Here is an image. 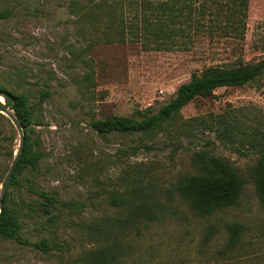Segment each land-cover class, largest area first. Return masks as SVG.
<instances>
[{
	"label": "rangeland",
	"instance_id": "374dc122",
	"mask_svg": "<svg viewBox=\"0 0 264 264\" xmlns=\"http://www.w3.org/2000/svg\"><path fill=\"white\" fill-rule=\"evenodd\" d=\"M5 1L0 0V6ZM8 2L16 5V14L0 22V82L29 93L32 102L38 101L32 94L39 90L50 92L36 109L34 125L45 155L27 176L37 190L84 208L79 213L64 210L48 231L36 221V210L23 208L22 238L34 242L49 237L59 247L45 253L26 243L0 242V264H84L82 256L97 248L118 254L115 264H225L235 255L241 261L231 264H264L255 257L264 255V208L253 179L255 150L264 148V76L256 83L219 87L212 96L195 98L181 109L179 121L156 134H98L89 125L92 118L113 114L140 119L147 107L156 110L167 102L192 73L264 57V0L248 1L237 37L211 31L205 19L206 31L193 41L181 40L178 47L143 49L138 39L129 37L98 43L87 52L86 64L77 59L85 41L74 32L67 0ZM90 67L88 86L78 85L75 80ZM221 117L234 125L226 143L207 125L218 127ZM207 140V147L226 158L246 181L235 205L198 216L175 186L193 173L192 150L206 147ZM11 162H2L1 179ZM25 184L9 188L16 202L37 197ZM126 192L133 200L163 203V219L141 235L91 238L90 224L119 212L111 196ZM232 221L241 222L244 231L239 248L230 252L225 225Z\"/></svg>",
	"mask_w": 264,
	"mask_h": 264
},
{
	"label": "trees",
	"instance_id": "16d2710c",
	"mask_svg": "<svg viewBox=\"0 0 264 264\" xmlns=\"http://www.w3.org/2000/svg\"><path fill=\"white\" fill-rule=\"evenodd\" d=\"M9 0L0 6V22L11 20L16 14V5ZM249 0H67L66 8L71 16V23L79 40L85 44L80 48L77 59L87 63L86 54L98 43L125 42L129 37L141 43L143 49H168L178 47L181 40L193 41L197 34L206 30L205 19H209V28H216L226 36L237 37L242 30L239 25L244 22ZM213 6V8H212ZM75 55V58H76ZM93 69L88 68L75 81L85 87L92 77ZM264 76V57L253 61H239L229 66L211 65L194 72L188 80L177 86L174 94L164 104L153 110L145 109L142 118L133 116L108 115L92 118L89 125L98 134L108 133H154L166 130L179 121L181 109L197 97L214 95L219 87L241 86L256 83ZM18 85L22 79H18ZM37 102H32L30 94L25 91L11 90L0 82V96L13 110L15 116L24 127V144L19 161L4 191L0 206V242L14 241L26 243L45 253L59 247L49 237L37 241L23 239L21 235L23 208L36 210L40 219L36 221L46 231L51 230L58 222L64 210L79 213L84 205L59 199L54 193L37 190L33 185L32 176L45 153L40 146V139L34 125H38L36 109L39 103L49 97L48 89L39 90ZM218 127L207 124L215 131L221 141L233 133L234 125L220 118ZM170 133V132H169ZM189 134V132H185ZM17 132L4 114L0 113V166L3 161L13 159ZM193 149L191 162L193 173L182 176L175 186L178 196L189 209L198 216H208L219 210L235 205L242 193L246 179L224 157L216 155L207 146ZM252 145V144H251ZM261 146L260 143H257ZM253 146V145H252ZM258 155L257 164L253 168V179L258 198L264 208V148L255 150ZM1 169V168H0ZM2 173L0 172V183ZM24 182H27L25 184ZM27 186L37 197L33 202H16L12 199L9 188ZM110 203L120 207L116 216L89 225L90 237L99 240L132 233L141 235L149 225L163 219L164 204L148 198L133 200L126 194H115ZM226 248L230 252L237 250L242 243L244 226L239 221L227 222ZM213 231L209 228V232ZM207 237V235H206ZM234 256V255H233ZM264 260V255H255ZM84 264H115L119 261L118 254L108 248H97L82 256ZM241 257L225 261L240 262Z\"/></svg>",
	"mask_w": 264,
	"mask_h": 264
},
{
	"label": "water",
	"instance_id": "95a60500",
	"mask_svg": "<svg viewBox=\"0 0 264 264\" xmlns=\"http://www.w3.org/2000/svg\"><path fill=\"white\" fill-rule=\"evenodd\" d=\"M0 97H2V96H0ZM0 113L4 114L5 116H7L10 119V121L12 122V124H13L16 132H17V136H18V144H17V147L14 151V156H13L12 162H11L4 178L2 179V181L0 183V206H1L4 191L6 190L8 184H9V181L13 175V172L16 168V165H17L19 158H20V155L22 153L23 144H24V127L19 122L17 117L15 116L13 110L9 109V106L5 102L4 98H3V100H1V98H0Z\"/></svg>",
	"mask_w": 264,
	"mask_h": 264
},
{
	"label": "bare ground",
	"instance_id": "6f19581e",
	"mask_svg": "<svg viewBox=\"0 0 264 264\" xmlns=\"http://www.w3.org/2000/svg\"><path fill=\"white\" fill-rule=\"evenodd\" d=\"M1 98V100H3V98L2 97H0Z\"/></svg>",
	"mask_w": 264,
	"mask_h": 264
}]
</instances>
